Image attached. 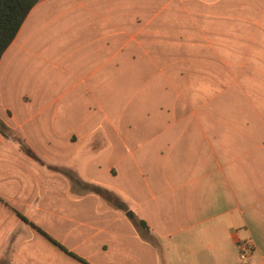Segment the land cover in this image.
Masks as SVG:
<instances>
[{"label": "crops", "instance_id": "0c3cea01", "mask_svg": "<svg viewBox=\"0 0 264 264\" xmlns=\"http://www.w3.org/2000/svg\"><path fill=\"white\" fill-rule=\"evenodd\" d=\"M163 1L44 0L3 54L0 264H264V0ZM137 48L180 49L188 120L119 119Z\"/></svg>", "mask_w": 264, "mask_h": 264}, {"label": "rangeland", "instance_id": "374dc122", "mask_svg": "<svg viewBox=\"0 0 264 264\" xmlns=\"http://www.w3.org/2000/svg\"><path fill=\"white\" fill-rule=\"evenodd\" d=\"M165 1L168 2V8L170 9L180 10V7H185L189 4L186 0L181 5L180 0ZM157 3L154 1L152 6L154 8L160 7L161 2L158 6H155ZM137 20L139 23L136 27L138 31L136 40L144 42L147 40V36H149L145 33L149 27L140 22L144 18L138 17ZM121 39L128 40L129 38L128 35L122 34ZM178 52L180 53V49L176 48L121 49V101L119 110H116L118 111L119 119H128L129 111L133 108L138 111L151 108L153 110V114L150 115L152 119H158L155 116H160V114L170 120L179 119L178 115H180V120H188L193 116L192 112L187 111L195 103L192 93L193 81L189 79L191 77L192 66H180V64H176L174 60L177 55L180 56V54H177ZM160 61L164 62L161 63ZM104 89L106 91L111 90L107 85ZM108 100L109 98H106V108L108 106L111 107V105L113 106L112 98L111 102ZM114 101L116 102L117 100ZM177 107L183 108L186 112L180 114L172 113L174 110H177ZM155 110L158 113H155ZM182 116L184 117L182 118Z\"/></svg>", "mask_w": 264, "mask_h": 264}, {"label": "trees", "instance_id": "16d2710c", "mask_svg": "<svg viewBox=\"0 0 264 264\" xmlns=\"http://www.w3.org/2000/svg\"><path fill=\"white\" fill-rule=\"evenodd\" d=\"M42 1L44 0H0V60L16 38L31 10ZM0 132L6 134V128L1 122ZM26 151L28 155L36 158L30 150ZM93 191L96 194L108 197L118 208L124 209L121 202L109 197L103 190L93 188ZM139 225L146 231L148 230V227L144 222L141 221Z\"/></svg>", "mask_w": 264, "mask_h": 264}, {"label": "built area", "instance_id": "2783aa9c", "mask_svg": "<svg viewBox=\"0 0 264 264\" xmlns=\"http://www.w3.org/2000/svg\"><path fill=\"white\" fill-rule=\"evenodd\" d=\"M239 248V256L240 260L243 264H250L251 263V247L247 243H239L238 244Z\"/></svg>", "mask_w": 264, "mask_h": 264}, {"label": "water", "instance_id": "95a60500", "mask_svg": "<svg viewBox=\"0 0 264 264\" xmlns=\"http://www.w3.org/2000/svg\"><path fill=\"white\" fill-rule=\"evenodd\" d=\"M128 216H129V217H132V214H131V213H129V214H128Z\"/></svg>", "mask_w": 264, "mask_h": 264}]
</instances>
